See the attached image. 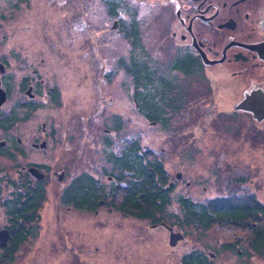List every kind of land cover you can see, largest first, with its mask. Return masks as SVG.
Here are the masks:
<instances>
[{
	"label": "rangeland",
	"instance_id": "obj_1",
	"mask_svg": "<svg viewBox=\"0 0 264 264\" xmlns=\"http://www.w3.org/2000/svg\"><path fill=\"white\" fill-rule=\"evenodd\" d=\"M45 1H28L25 11L12 21L15 32L8 41L25 42L46 57L43 38L47 36L49 42L60 45L64 60L68 57L72 64L49 61L48 67L62 75V105L53 110L43 107L32 119L47 121L48 128L55 123L60 139L57 166L65 168L66 178L59 183L52 176L44 183L45 198L33 233L15 251L13 260L0 264H182L183 254L195 249L211 264H264V246L254 250L251 245L253 238L264 235V216H255L260 218L254 220L255 226L244 219L239 225L230 221L195 228L179 222L183 212L178 207L180 196L194 202H208L215 196H233L239 201L246 191H254L264 204V120L233 111L242 95L228 98L224 90L214 87V109L230 113L199 112L186 119L183 112H177L166 127L153 124L135 106L136 86L126 70L132 61L159 69L165 62L151 60L157 53L168 61V50L151 39L149 1L122 0L123 33L113 27L115 14L108 10L116 0ZM131 21L139 35L134 44L133 37L126 35ZM115 121L120 122L117 129ZM133 140L142 151L148 150L149 158L162 160L170 179L181 172V181L158 221L168 228L166 224L152 227L147 220L117 211L120 192L114 202L97 211L61 203L65 183L80 173L92 175L108 188L106 171H111V165L105 154L117 153ZM178 231L183 238L170 245L171 232Z\"/></svg>",
	"mask_w": 264,
	"mask_h": 264
},
{
	"label": "flooded vegetation",
	"instance_id": "obj_2",
	"mask_svg": "<svg viewBox=\"0 0 264 264\" xmlns=\"http://www.w3.org/2000/svg\"><path fill=\"white\" fill-rule=\"evenodd\" d=\"M28 1L0 0V263H5L12 241L23 240L22 237L25 241L30 236V233H24L26 225L29 226L27 217H31L34 209L38 211L41 208L45 198L44 183L51 181L52 176L59 183L65 182L66 178L65 168L57 166L60 139L56 137L55 123H50L53 127L48 128L47 121L32 122V119L43 107L51 106L53 110V107L62 105L59 84L62 75L48 67L49 61L65 62L66 66L72 64L67 56V61L64 60L65 55L59 51L60 45L49 42L47 36L43 38L46 57L43 52L32 51L25 42L8 41L11 40V33L15 32L12 21L17 13L25 11ZM147 1L150 4L147 13L152 24L151 39L168 50L167 60L176 67L168 75L162 74L165 71L163 66L152 68L159 72L152 78L158 81L179 78L180 110L185 118L191 119L199 112L214 115V112L232 111L214 109V87L215 91L224 90L228 98L240 93L241 99L234 105L233 111L249 113L238 104L253 92L264 94V0ZM121 7L122 0H116L111 1L108 9L115 14L113 27H117L118 33L125 31L124 21L119 18ZM40 29L43 30V27ZM134 33L138 40L136 29ZM151 60L161 62V65L163 61L168 62L159 53ZM215 76L220 78L216 79ZM132 78L136 86L132 100L139 109L138 91L141 86L136 84L138 80L135 76ZM156 122L152 121L153 124ZM119 125L120 122L115 121V129ZM104 130L109 131L108 128ZM109 153L105 154V161ZM178 173L172 180L164 168L162 187L168 195L181 181V172ZM106 176L111 184L108 188L103 184L106 191L112 185L123 183L118 182L114 175ZM74 178L65 183L61 194ZM245 195L261 203L254 191H246ZM179 198L180 210L182 204ZM108 203H112L110 197H102L98 201V208ZM67 205L68 208L73 207L72 204ZM179 218L181 223V216ZM259 219L254 217L250 220L255 226L257 221L254 220ZM158 224H166L168 228L164 221L151 223V226Z\"/></svg>",
	"mask_w": 264,
	"mask_h": 264
},
{
	"label": "trees",
	"instance_id": "obj_3",
	"mask_svg": "<svg viewBox=\"0 0 264 264\" xmlns=\"http://www.w3.org/2000/svg\"><path fill=\"white\" fill-rule=\"evenodd\" d=\"M134 21L128 23L126 35L135 37ZM137 31V29H136ZM135 34V35H134ZM139 38V37H138ZM137 38L132 41L136 43ZM131 65V66H130ZM164 65L166 71L176 68L171 62ZM126 70L136 77L138 82V100L140 109L145 118L157 121L166 127L172 122L173 113H181L179 100L181 99L180 84L174 81L153 80L155 71L148 69L142 62H131L126 65ZM164 71V72H165ZM162 74H164L162 72ZM170 98V101L168 100ZM148 150L142 151L137 140L130 141L123 146L119 153H109L106 161L111 164V172L115 179L122 185H112L105 190L104 185L92 175L78 174L74 180L66 186L61 194L64 204H72L74 208L85 211H94L98 208V201L102 197L109 196L114 202L115 196L120 192V201L116 204V210L135 219L147 220L150 223L158 222L165 205L169 202V195L163 189L164 170L155 158L147 156ZM119 168V169H118ZM182 204V223L192 227L207 228L213 224H236L241 220L254 219L255 206L247 200H237L230 196H215L208 202H194L189 198L180 197ZM38 211L35 209L28 218L24 233H33V228L38 220ZM25 235V234H23ZM23 240L11 242L10 253L6 260H13V254L23 243ZM254 250L260 245L264 246V235L256 236L251 243ZM182 264H211L206 255L199 250H191L181 257Z\"/></svg>",
	"mask_w": 264,
	"mask_h": 264
},
{
	"label": "water",
	"instance_id": "obj_4",
	"mask_svg": "<svg viewBox=\"0 0 264 264\" xmlns=\"http://www.w3.org/2000/svg\"><path fill=\"white\" fill-rule=\"evenodd\" d=\"M238 107L243 109H248L253 112L254 116L257 119L264 118V94H258V93H251L250 95H247L243 98V100L239 103ZM42 175H39V177ZM182 238L181 233H173L170 234V245H174L179 239ZM1 244H4V241H1Z\"/></svg>",
	"mask_w": 264,
	"mask_h": 264
},
{
	"label": "bare ground",
	"instance_id": "obj_5",
	"mask_svg": "<svg viewBox=\"0 0 264 264\" xmlns=\"http://www.w3.org/2000/svg\"><path fill=\"white\" fill-rule=\"evenodd\" d=\"M165 64H169V60H168V62H165ZM169 66V65H168ZM174 82H176V83H180V81H179V78H176V80H174ZM248 110V109H247ZM248 111H250L248 114H251L252 116H253V118L254 119H257L255 116H254V114H253V112L251 111V109L250 110H248ZM257 120H264V118H261V119H257ZM156 160H158V162L161 164V166H162V169L164 170V167H163V163H162V160L161 159H158V158H155ZM245 195V194H244ZM230 197H233V196H230ZM234 199H236L235 197H234ZM241 200H247V201H251L253 204H254V206H255V211H256V215H258L259 217H263L264 216V204L261 202V203H259V202H257V201H255V200H253L252 198H251V196H248V195H245Z\"/></svg>",
	"mask_w": 264,
	"mask_h": 264
}]
</instances>
